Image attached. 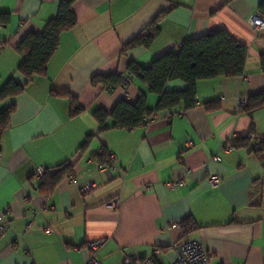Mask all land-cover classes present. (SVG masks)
I'll use <instances>...</instances> for the list:
<instances>
[{"label":"crops","instance_id":"1","mask_svg":"<svg viewBox=\"0 0 264 264\" xmlns=\"http://www.w3.org/2000/svg\"><path fill=\"white\" fill-rule=\"evenodd\" d=\"M59 2L0 0V91L12 78L25 82L18 45L43 30ZM261 6L264 0H74L76 23L61 33L45 74L0 100V112L13 108L0 131V210L9 221L0 264H82L97 240L93 254L102 264L155 248L157 263L168 264L181 236L200 237L211 264H264V150H254L264 141V107L248 114L238 102L264 90V29L246 22ZM147 29L154 35L149 46L123 50ZM217 30L246 46L243 74L200 79L192 108L155 111L158 95L128 64L147 67L184 40ZM113 73L128 77L127 85L92 83ZM184 88L181 79L165 85ZM141 92L154 111L148 124L126 129L108 118L99 130L97 109L110 112L120 99L134 103ZM243 138L246 145H233ZM103 148L115 156L112 173L99 167ZM68 164L70 174L41 187L37 168L52 174ZM88 182L95 186L83 192ZM113 198L117 209L106 205ZM185 219L194 229L183 235Z\"/></svg>","mask_w":264,"mask_h":264},{"label":"trees","instance_id":"2","mask_svg":"<svg viewBox=\"0 0 264 264\" xmlns=\"http://www.w3.org/2000/svg\"><path fill=\"white\" fill-rule=\"evenodd\" d=\"M74 0H60L56 15L45 24L42 31L29 32L19 43L18 51L23 55V60L18 71L26 78L23 84L15 79H10L0 91V100L20 93L24 85L33 77L45 74L47 64L55 52L59 37L62 32L69 30L76 23V17L71 9ZM264 11V7L261 6ZM153 33L149 30L141 31L133 37L123 50L138 46H149ZM247 58V48L236 40L225 30H217L212 33L201 35L197 38L184 40L176 50L172 49L162 53L152 60L149 66L140 67L134 62L127 66L128 71L137 76L147 85L148 91L158 95V103L155 111L171 109L182 105L183 109L192 108L195 105L196 83L200 79L213 78L218 76H241L244 71ZM181 79L185 88L179 91H166L165 85L169 80ZM119 73L109 75H96L92 83H102L111 87L120 84ZM264 107V90L247 97V103L242 107L243 111L251 112ZM13 108L9 107L0 112V131L6 128L9 114ZM81 108L77 107L76 112ZM154 111L146 105V96L140 93L134 103L120 99L116 102L110 112L97 109L94 117L99 123V130L108 128L106 120L111 118L113 127L133 129L143 124L144 118L149 117ZM87 137L81 150L86 148L90 141ZM248 138L236 139L234 146L246 145ZM257 151L264 150V141ZM98 157L100 164L108 161V152L105 148L101 150ZM55 171L52 174L44 169L41 183L54 186L62 177V173L68 175L71 170ZM183 235L188 234L194 227L185 219L182 222Z\"/></svg>","mask_w":264,"mask_h":264},{"label":"built area","instance_id":"3","mask_svg":"<svg viewBox=\"0 0 264 264\" xmlns=\"http://www.w3.org/2000/svg\"><path fill=\"white\" fill-rule=\"evenodd\" d=\"M246 22L254 29L261 30L264 29V12L260 9L252 11L247 17ZM120 79L122 81V85H127L129 78L120 74ZM108 88L111 86L108 84ZM238 102L241 107L246 105L247 98L244 96L238 97ZM151 117H145L143 124H148ZM261 146V141L257 140L255 143V149H259ZM226 149H232L230 144L225 146ZM214 159H217L214 158ZM99 167L112 173L115 171V156L113 153L108 152V161L99 165ZM44 172L43 168H37L36 174L38 176H42ZM211 184L215 185L218 182V178L216 176L210 178ZM95 184L88 182L84 183L81 186V190L83 192L88 191L90 188L94 187ZM107 207L117 209L120 206V201L118 198H113L107 204ZM33 225V221L27 222L24 227V231L29 230ZM9 226L8 218L5 216L4 211L0 210V234H2ZM49 230V228H47ZM102 240L91 241L88 244L89 249L92 251V254L82 263V264H102L100 260L93 254L100 244ZM170 249L174 253V258L168 264H211L212 253L207 248L205 243L200 237H190V236H181L178 240L173 242L170 246ZM160 253V249H153L152 253L146 255L144 257H126L122 261L121 264H158L156 260V256ZM27 264H37L34 260H30Z\"/></svg>","mask_w":264,"mask_h":264}]
</instances>
